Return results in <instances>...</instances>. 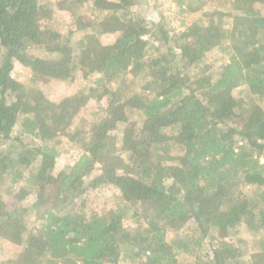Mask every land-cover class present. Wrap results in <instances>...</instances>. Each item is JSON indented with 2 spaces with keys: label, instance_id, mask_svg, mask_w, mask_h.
Listing matches in <instances>:
<instances>
[{
  "label": "trees",
  "instance_id": "obj_1",
  "mask_svg": "<svg viewBox=\"0 0 264 264\" xmlns=\"http://www.w3.org/2000/svg\"><path fill=\"white\" fill-rule=\"evenodd\" d=\"M151 1L0 0L7 264H264V0Z\"/></svg>",
  "mask_w": 264,
  "mask_h": 264
},
{
  "label": "rangeland",
  "instance_id": "obj_2",
  "mask_svg": "<svg viewBox=\"0 0 264 264\" xmlns=\"http://www.w3.org/2000/svg\"><path fill=\"white\" fill-rule=\"evenodd\" d=\"M154 2L150 0L149 4H146L142 11L145 13H148L150 15H155L156 18H159L158 11H156L153 8ZM161 6L163 12L165 14H170L172 18V22L176 29H183L186 26H190L191 24L194 23L192 15H186V14H180L179 11L177 10L175 4L171 0H162ZM214 3H212V7H214ZM57 9V8H56ZM261 10L264 11V5L261 6ZM56 15L59 19L65 21V22H70L71 16L68 11H63L60 9L55 10ZM106 39L109 40L112 38L110 35H106ZM14 70H13V77L21 82H27L30 73L29 70L26 69L23 65L19 63L14 64ZM46 91L48 92V95L55 99L58 100L62 98L63 96H69L75 93L76 86L72 85L70 83H61V82H55L51 81L48 82L46 85ZM89 106H94L93 102H90ZM89 123L87 113L84 111L81 113V115L73 122V124L70 126V131H74L76 128L82 127L85 124ZM125 125H120V130L119 133L121 135L123 128ZM121 138V137H120ZM63 139L67 140L66 137H63ZM71 150L69 151V154H63L58 161L57 169L56 171H59L60 169L64 168L67 166L68 161L72 157V155L75 152V148H70ZM116 195L117 191L111 187V186H105L100 190L94 191L91 196H90V204L100 208L103 210L106 207H111L115 203L116 200ZM32 199L27 202L26 204L32 203ZM34 223V218L30 217L28 225L31 228ZM243 234L251 237V233H248L247 231H243ZM19 248H16L12 246L8 241L3 240L0 237V264H7V261L12 259L18 252ZM182 260H186V257H183Z\"/></svg>",
  "mask_w": 264,
  "mask_h": 264
}]
</instances>
